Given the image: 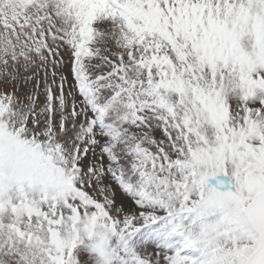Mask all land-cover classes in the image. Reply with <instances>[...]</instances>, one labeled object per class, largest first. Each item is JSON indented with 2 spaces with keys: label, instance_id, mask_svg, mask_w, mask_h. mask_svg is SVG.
<instances>
[{
  "label": "snow or ice",
  "instance_id": "obj_1",
  "mask_svg": "<svg viewBox=\"0 0 264 264\" xmlns=\"http://www.w3.org/2000/svg\"><path fill=\"white\" fill-rule=\"evenodd\" d=\"M0 264H264V0H0Z\"/></svg>",
  "mask_w": 264,
  "mask_h": 264
}]
</instances>
